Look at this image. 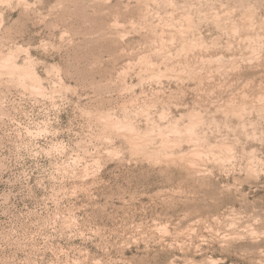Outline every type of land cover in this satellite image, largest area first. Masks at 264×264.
<instances>
[{
    "label": "rangeland",
    "instance_id": "374dc122",
    "mask_svg": "<svg viewBox=\"0 0 264 264\" xmlns=\"http://www.w3.org/2000/svg\"><path fill=\"white\" fill-rule=\"evenodd\" d=\"M0 264H264V0H0Z\"/></svg>",
    "mask_w": 264,
    "mask_h": 264
},
{
    "label": "bare ground",
    "instance_id": "6f19581e",
    "mask_svg": "<svg viewBox=\"0 0 264 264\" xmlns=\"http://www.w3.org/2000/svg\"><path fill=\"white\" fill-rule=\"evenodd\" d=\"M191 131V130H190Z\"/></svg>",
    "mask_w": 264,
    "mask_h": 264
}]
</instances>
